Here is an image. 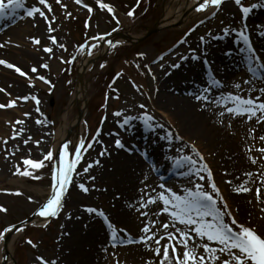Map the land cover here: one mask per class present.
I'll return each instance as SVG.
<instances>
[{"label": "rangeland", "instance_id": "obj_1", "mask_svg": "<svg viewBox=\"0 0 264 264\" xmlns=\"http://www.w3.org/2000/svg\"><path fill=\"white\" fill-rule=\"evenodd\" d=\"M102 2L112 6L115 15L107 9H101L98 0H81L80 4H77L75 0H62V3H57V0H49L53 11L48 16L50 20L55 21L51 25L54 31H49V26L44 18L37 16L49 31L50 42L51 37L54 36L59 43L54 45V51L49 55V58L44 59L42 63L41 61L35 63L38 67H41L40 64H47L49 67L47 69L41 67L38 72L23 76V82L28 86L29 91L18 93L11 89L18 99L17 107L0 109V111H7L22 106L23 111V115L15 117L16 125L13 134L15 133L18 138L13 139V135H11L14 144L16 141H18L17 146L22 144L21 153L16 158L12 154L6 153L8 147L0 146V160L7 158L6 160L9 161L8 168L4 169L7 172L0 178V206L8 209L7 213L0 212V234L5 233L7 228L35 216L51 196L54 185L53 174L57 166V157L54 153L56 159L52 162L45 161L46 167L42 169L29 168L22 163L25 159L36 161L43 159L44 155L50 151L46 140L52 135L51 132L57 134L60 133V129L65 128V138L69 139L67 142L69 152L82 151L83 153V158L77 164L76 173L71 178L72 183L64 198V207L58 216L53 217L44 226H31L12 236L11 251H13L14 263L11 264H40L37 257H43L49 261V264L52 261H55L56 264H117V261L119 264H146V261L149 260L155 262L157 258L148 245L153 248L156 245L153 241H148L147 244L142 242V238L145 236L142 229L152 220L166 223L169 222L170 217L167 213L160 212L163 207L162 202L151 204L147 209L141 208L142 190L156 196L170 188L173 192L183 196L186 194L185 190L194 189V185L198 183L210 190L213 178L236 220L264 235V188H261L260 183L264 180V175H261L264 173V153L259 151L260 148H264V142L259 139L260 136H264V122L258 123L255 117L248 120L246 117H235L227 113L221 117L219 113L226 112L224 107L226 101L221 100L219 104L221 110L208 119L193 124V128L180 124V121L175 119V107L171 106L164 96L166 93L162 94L161 92V100L156 98V94L159 93L158 87H155L157 79L148 72L149 69L162 71L166 67H174L177 64L185 65L183 56L172 57L173 52L176 53V49L180 46L195 52L194 44L196 41L200 42L201 37L204 38L202 41L209 45L203 47L204 51L210 52L211 45L224 43L218 38L219 36H223L224 39L229 34L230 38L235 37L242 41L238 32L243 29L250 35L252 24L256 26L254 31L258 33V29L264 26V23L261 20H255L251 25H248V22H252L253 15L264 12V7L254 9L246 21L241 23L240 19L239 23L234 14L240 13V15L238 14L240 17L242 14L232 1L231 4L222 5L214 17L212 16V12L216 11L214 8L201 14L195 12L185 21L163 27L144 40H134L127 44L114 46L113 51L102 55L100 60L92 67L90 65L91 69L84 74L88 107L83 116V122L80 124L78 118L79 112L82 110L75 101L77 88L80 85V63L87 58H93L102 51L105 46L104 36L116 32H129L137 39L144 37L152 26L158 25L167 8L174 11L177 0H102ZM138 2L139 7H137ZM244 2L248 6L256 3L264 4V0H244ZM36 6H39L38 0H25V7L19 9L20 17L26 13L27 8ZM89 8L92 11H89ZM133 9H135L134 16H129L128 13ZM69 13L71 16L68 15ZM19 18L4 21L5 30L14 32ZM117 19L120 23H117ZM202 20L203 23L197 25ZM85 25L88 27L85 28ZM95 37L103 39H95ZM181 39L185 42L177 44ZM60 45L66 46L67 50H64ZM90 45L91 50L88 55L87 51ZM241 47L244 49V45ZM201 51L200 53H202ZM245 51V54L241 53L244 60L242 59L240 67L233 71L229 78L223 79L224 81L221 82L223 87L216 86L217 88L213 89V93L209 97L210 100H219L229 94L241 95L243 98H259L257 102L264 100V93L258 91L264 88V80H252L254 77L248 71L249 52L247 48ZM256 51L260 52V48L256 47ZM142 53L143 55H141ZM73 57H75L74 60ZM161 57L164 59L161 60ZM198 59L200 60V58ZM124 67H131L139 77L145 76L147 86L153 92L149 94L145 86L136 82ZM5 68L11 70L8 67ZM158 75L159 72L156 73V76ZM40 76L50 80L55 87L52 88L51 85L41 81ZM245 81H249V83H245ZM37 82L43 87L40 88ZM236 84H240L241 87L237 89ZM4 90L0 91V104H8L11 101L5 95L6 89ZM197 95H200L199 91H194L191 94L194 101L201 105L200 101L202 100L195 98ZM33 96L41 101L39 105H36L35 100L21 99ZM141 104L146 108L142 109ZM205 104L211 106L209 110L217 105L216 103ZM228 106L233 105L229 103ZM37 107L39 112L36 111ZM145 111L154 117L150 129L142 119ZM116 112H122L124 115L115 116ZM212 112L210 111V113ZM26 113H30L31 116L25 115ZM130 116L137 117V119L125 125L122 131H125V127L130 125L140 124L144 129H147L146 131L151 132L152 139L151 151L147 148L150 151L149 157L146 163L145 161L143 163V167L147 171L142 169L141 174L137 171L138 178L134 190L124 194L110 178V174H113L110 171L111 156H101L100 153L104 151L101 148L104 130L108 129L113 135L114 132H120L116 126L117 123H123L124 118ZM18 120L25 121V123L17 124ZM37 120H43L44 123H36ZM158 125H163V128ZM32 129L36 131H31ZM252 129H255L254 133L251 132ZM21 132L23 135L20 134ZM98 132L99 136H97ZM168 132L172 133L171 143L166 138ZM29 133L32 135H28ZM124 136L126 135H114V143L117 139L124 142L126 139ZM28 137L32 139L25 144ZM81 140L85 142L83 150L79 148ZM132 140L136 144L137 140L135 138ZM35 141H40V143L37 145ZM88 143H92L91 148H87ZM144 144L146 145V142L142 145L144 146ZM137 145L140 146V144ZM193 145L196 151L193 150ZM138 146L135 147L138 148ZM32 147H34L33 150ZM249 148L252 150L249 151ZM197 152L202 155V160ZM127 153L129 156L132 154ZM138 154L141 155V153ZM186 156L197 160L198 165L204 163L208 165L211 172L200 173L205 176V180L201 181L198 175H191L195 171V167L189 166L187 162L181 160ZM73 157L75 158L74 155ZM97 160L99 164L95 163ZM253 160L256 162L253 163ZM177 161H180L184 166H177ZM157 163H160V168L156 167ZM89 164L93 166L85 173L83 169ZM161 164L164 165L161 166ZM16 165L20 166L19 170L31 171L33 175L31 177L16 175L15 173L18 171ZM151 165L157 170L153 171ZM246 173L253 175L249 177ZM91 177H95V179H91ZM228 181H232V183L230 184ZM80 184H85L90 191L84 193L79 188ZM161 184L165 186L163 189L159 187ZM241 185L250 187L252 191L237 192L236 189ZM257 188H261L259 200L256 195ZM153 189L155 191H152ZM165 195L168 193L165 192ZM88 208H96L98 212L89 213L86 211ZM144 211H148L147 217L141 215ZM99 212H103L108 219L99 215ZM155 213L160 214L156 215ZM109 222H111V227H109ZM160 223L156 224L154 231L162 233ZM100 225L106 232L97 240L98 247L96 246L94 253L91 249L92 243L91 245H88L89 243L82 245V251L86 253L91 251L90 257L86 258L78 251L79 248L69 244L79 230L85 236V227L91 228ZM178 226L183 227L182 225ZM120 236L125 239L124 245L113 244L112 240L119 242L118 237ZM28 240H32L36 246L28 244ZM4 243L5 240L0 242V264L3 261ZM82 259L85 260L84 263H82Z\"/></svg>", "mask_w": 264, "mask_h": 264}, {"label": "snow or ice", "instance_id": "obj_2", "mask_svg": "<svg viewBox=\"0 0 264 264\" xmlns=\"http://www.w3.org/2000/svg\"><path fill=\"white\" fill-rule=\"evenodd\" d=\"M75 2L80 4L81 0H75ZM197 2L198 7L196 8V11H208L210 8H214L216 10L212 12V16L214 17L217 14V11L221 9L222 5L226 3V0H197ZM57 3H62V0H57ZM233 3L238 7L244 19H247L254 9L264 7V4L262 3L246 6L244 0H233ZM98 4L101 9H107V11L115 15L112 6L104 4L102 0H98ZM38 5L39 6L27 8V16L35 19L38 15L39 17L44 18L49 26V31H54L51 25L55 21L50 20L48 16V14L53 11L49 0H38ZM24 7L25 0H0V19L14 16L18 9ZM85 7H87V5H85ZM137 7H139V2L137 3ZM89 11H92V9L89 8ZM134 13L135 9L130 11L128 15L134 16ZM68 15L71 16V13ZM117 23H120L118 19ZM201 23H203V21H201ZM192 31H195V29H192ZM225 31H228V29H225ZM259 34L264 37V31H261ZM238 35L242 42L247 46V50L249 52L248 60L250 62V66L248 71L252 73L253 77L256 79L262 78L257 74L264 72V63L259 62L260 57L257 55V51L252 44L250 35L243 29L238 32ZM33 39L36 45L41 44L40 39ZM95 39L103 38L95 37ZM203 39L204 38L201 37V40ZM51 40L54 45L59 43L54 36L51 37ZM184 42L185 41H181V43ZM108 43H111V41H108ZM0 47H3V45H0ZM60 47L67 50L64 45H60ZM44 51L51 54L54 49L52 47H48L45 48ZM241 51H244V49H241ZM141 55H143V53ZM196 58L198 59L199 57ZM74 59L75 57H73V60ZM160 59L163 60L164 57H161ZM184 59L187 60L188 57L185 56ZM254 64H258V67H253L252 65ZM0 65H6L8 68H14L21 76L27 75L19 67L8 63L7 61L0 60ZM42 67L47 69L49 66L44 64ZM174 67H180V65L177 64L174 65ZM31 71L36 73L39 69L33 67ZM29 79H31V77H29ZM39 79L44 83L51 85L52 88L55 87V85H52L51 81L47 80L44 76H40ZM245 83H249V81H245ZM212 85L223 87L221 81L215 79L214 76L212 79ZM235 87L239 89L241 85L236 84ZM0 91L5 90L0 89ZM210 91L211 86L205 88L204 92L197 95L195 98L197 100H202L205 103H216L217 105L220 104L221 100H225L226 103L224 104V107L226 112L221 111L219 113L221 117L225 116L227 113L235 117H246L248 120H252L255 117L258 123L264 122V100L257 102L259 98H243L241 95L229 94L227 97H221L219 100L213 101L210 100L209 96L206 94ZM258 91L264 93V88H261ZM21 99L25 101L29 99L35 100L36 105L41 103V101L34 96L23 97ZM229 103L233 106L229 107ZM15 107H17L16 100H11L8 104H0V109ZM140 107L142 109L146 108L143 104H141ZM36 111L39 112L38 107ZM25 115L29 117L31 116L30 113H26ZM114 115L119 117L124 114L122 112H116ZM134 119H137V117H125L121 127L130 124ZM142 119L147 127H152L154 117L149 115L147 111H145ZM16 123L23 124L25 121L18 120ZM36 123L43 124L44 121L37 120ZM158 126L163 128V125ZM251 132L254 133L255 129H252ZM20 134L23 135L22 132ZM97 136H99V132L97 133ZM12 138L17 139L18 136L14 133ZM166 138H168L171 143L172 133L168 132ZM253 138L255 137L253 136ZM31 139V137H28V139L25 140V144L31 141ZM180 139L182 141L183 138L181 137ZM259 139L264 142V136H260ZM8 143V141H5V145ZM35 143L38 145L40 141H35ZM115 144L118 148L125 147L124 143L119 139L115 141ZM91 147L92 143H88L87 148ZM79 148L81 150L85 149V142L83 140H81ZM192 148L196 151L194 145ZM63 149V155L59 156L63 167L54 169L53 194L41 207L38 213H36L38 216L56 217L62 211L64 207V198L66 197L67 190L72 183L71 178L73 174L76 173L77 164L83 158L82 151L69 152V145L67 143L63 145ZM248 150L251 151L252 149L249 148ZM259 151L264 153V148H260ZM105 154H107V149H104V151L100 153L101 156ZM12 155H16V152L12 151ZM72 155L75 156L74 160L70 158ZM197 155L201 160L203 159L202 155L198 152ZM54 159H56V157H54L53 152L50 150L44 155L42 160L36 161L32 159H25L22 163L29 168L42 169L46 167L45 161L52 162ZM181 160L187 162L189 166L195 167V171L191 173V175H198L201 181L205 180V176L201 175V172H211V169L206 163L198 165V161L193 159L191 156L182 157ZM255 162L256 161L253 160V163ZM95 163L99 164V161L97 160ZM92 166V164H89L83 169V171L87 173ZM177 166L183 167L184 165L180 161H177ZM16 167L18 169L15 173L16 175L29 177L33 175L31 171L19 170V165H16ZM246 175L252 177L253 174L246 173ZM261 175H264V173H261ZM34 178L39 179L40 177ZM91 179H95V177H91ZM228 183L231 184L232 181H228ZM260 183L261 188H264V180ZM159 187L163 189L165 186L161 184ZM79 188L84 193H88L90 191L85 184H80ZM261 188L256 189L258 200L260 198ZM152 191H155V189ZM185 191L186 194L181 196L168 188L165 189V191L158 193L156 196H152L142 190L143 195L141 196L140 201L141 208L147 209L151 204L162 202L163 207L160 209V212L167 213L170 217L169 222L160 223L157 220H152L149 224L143 227L142 232L145 233V236L142 238V242L147 244L148 241H153L156 245L154 248L151 245H148V247L154 253L157 260L155 262L152 260L146 261V264H264V235L258 233L256 229L248 227L245 224H241L236 220L235 216L231 212L227 200L223 198L221 190L215 184L214 178L210 185V190L205 189L203 184L198 183L194 185V189L189 188ZM236 191L250 192L252 189L245 185H241L236 189ZM165 192H167L168 195H165ZM17 194L19 195V193ZM7 211V208L0 206V212L7 213ZM86 211L89 213H97L98 209L88 208ZM148 214V211L141 213V215L145 217H147ZM155 214L159 215L160 213ZM99 215L103 216L106 220L108 219L103 212H99ZM157 223H160V227L163 230L162 233L154 231ZM178 225H182L183 227H179ZM14 227L15 226H11L5 230V233L0 234V242L5 240L6 234L12 232ZM109 227H111V222H109ZM162 241H164V243H161ZM27 243L33 247L36 246L32 240H28ZM5 259H7V257H5ZM37 259L40 261V264H49V261L45 260L43 257H37ZM51 264H56V262L52 261ZM117 264H119V261H117Z\"/></svg>", "mask_w": 264, "mask_h": 264}, {"label": "bare ground", "instance_id": "obj_3", "mask_svg": "<svg viewBox=\"0 0 264 264\" xmlns=\"http://www.w3.org/2000/svg\"><path fill=\"white\" fill-rule=\"evenodd\" d=\"M197 7V0H177L174 11H171V8H167V10L165 9L166 11L162 19L159 21V25L161 27H166L178 22L185 21L187 18H190L195 12H198L199 14L205 12L196 11ZM20 13L21 12L18 9L14 16L0 19V28L1 25L3 26L4 19L9 20L16 17L19 18ZM238 14L240 15V13H235L234 17L240 23V19L242 18ZM255 20H261L264 23V12L262 11V13L260 14L257 13L256 15H253L252 22H248V25H251V23H253ZM241 23L243 22L241 21ZM250 28L252 29V31H250L252 44L255 49L256 47L260 48V52H257V55L260 57L259 62L264 63V37L260 36L259 34L264 30V27H260V29H258V33H256L257 31H254L256 29V26H254L253 24ZM48 36L49 31L47 30L41 19L38 18V16L35 19L28 17L25 13L22 17L19 18L17 28L14 30V32H10L9 30L0 31V45H3V47H0V60L7 61L8 63L19 67L23 72L25 71L26 73H29L27 75H31V73H33L31 69L33 67L38 68L39 70L42 67L41 64V67H38L35 63L39 61H41L42 63L44 59L50 57V53L45 52L44 49L48 47L55 48L52 40L50 42V37ZM33 38H40L41 44L39 47L36 46ZM107 45L108 43H106L101 52L106 50ZM207 45L208 43H203L201 39L200 42L196 41V43L194 44L195 52H190L185 48H182L181 46L179 48V54L183 57H188L185 65H183L182 67H166L162 69V71L157 70L156 72H154L152 70L150 72L151 76L153 77H155L156 73L159 72V75L156 76L157 84L155 87H158L157 89L159 92L158 94H156V98L158 100H161V92L162 94L165 92L166 94L164 96L167 98V101L171 104V106L175 107V119L179 120L180 124L187 125L192 128L193 124L202 122L208 119V117L214 115L217 111H220L221 106L214 105L212 109L209 110V108L211 107L210 105L205 104L203 101H200L201 105L198 104L196 101H194V98L191 96V94H193L194 91H199L200 94H202L205 88L211 86V91L209 93H206L209 97H211V94L213 93L212 89L217 88L216 86L212 85L213 76L215 77V79L223 82V79L229 78L230 74L233 71H236L238 67H240L243 59L241 56L242 47L238 45V42L234 38L230 39L228 35L225 37L224 43L213 46L210 52L203 51V47ZM200 51L202 53H200ZM87 54L89 55V52H87ZM176 54H178V52H176ZM196 57H199L200 60ZM91 59L87 58L82 63H80V73H82L85 70L86 66L90 64ZM124 68L135 79L136 82L145 86V89L149 92V94L153 92L152 89L148 88L147 82L145 81V76H137L136 72L131 67ZM22 77L23 76L17 73L15 69L13 71H9L5 68L4 65H0V89H6L5 95L9 97V100H18L11 89L17 91L18 93H26V91H29L28 86L23 82V78L25 76L23 78ZM37 85L40 86V88L43 87L38 82ZM86 94V86L80 83L79 87L77 88L75 101L79 105L80 109L84 112L86 111L87 105L84 101L86 99ZM210 111L213 112L210 113ZM21 115H23L22 106L14 110L10 109L7 111H0V146L8 147L6 153L9 154H12V149H14V151L16 152V155H14V157L16 158L21 153L22 144L17 146L16 143L18 141H16L14 144V140H11V135H13V130L16 125L15 117ZM109 126L110 124L108 123V127ZM116 126L119 127L118 125ZM117 130L118 129L116 128V131ZM31 131L36 130L32 129ZM120 132L122 133V135H126L124 136L126 138L125 141H122L125 145L124 148H116L113 139L114 135L110 134V131H108V129L104 130L101 141V148L102 150L107 149V154H105V156H111L110 171L114 175L110 174V178L113 180V183L116 186L120 187V190L124 194H128L134 190L133 188L136 184V179L138 178L136 174L138 172L141 174V172H143L142 169L147 171V169L143 167V163L146 160L149 152L151 151L150 143L152 134L151 132H149V130L146 131L140 124H134L133 126L130 125L128 127H125L124 132ZM51 134L52 135L49 136V139L46 140V142L49 144V149L53 150V153L57 157L58 161L60 160V153H62V155L64 153L63 145L67 143L69 139H65V128L60 129V133L53 134L51 132ZM28 135L32 134L29 133ZM132 138H135L138 143L136 142L135 144ZM5 141H8L9 143L5 145ZM145 142L146 145L144 144L143 146L142 144ZM137 144H140V146H138ZM135 146H138V148ZM33 148L34 147H32L31 149L33 150ZM147 148L150 151H148ZM130 151H134L131 154L132 156H129V154L127 153ZM138 153H141V155H139ZM70 158L73 159V155ZM6 159L7 158H3L2 160H0V178L3 177L2 175H4L5 172H7V170L4 171V169L8 168L9 163V161ZM163 160L165 161V159ZM163 165L164 164H161V166ZM152 167L154 169V166ZM156 167L160 168V163H157ZM34 218L39 225H43L50 220V217H42L38 215H36ZM85 231L86 235L83 236V233L79 230V232L74 235L69 244L73 247L79 248L80 250L78 249V251H80L82 255H85V257L88 258L92 255V253L91 251H88V253L82 251V245L84 243H89L88 245H91L92 243L91 249L94 253V251L96 250V246L98 247L97 240L104 236V232L106 231L102 225L91 228L87 226L85 227ZM12 239L13 238L11 236V240ZM11 240L9 241L10 243L8 246V248H10L9 251L11 255L8 256L4 264L14 263L13 251H11ZM2 251L3 257L5 250ZM84 262L85 260L82 259V263Z\"/></svg>", "mask_w": 264, "mask_h": 264}, {"label": "water", "instance_id": "obj_4", "mask_svg": "<svg viewBox=\"0 0 264 264\" xmlns=\"http://www.w3.org/2000/svg\"><path fill=\"white\" fill-rule=\"evenodd\" d=\"M156 31H158L157 27L152 29L147 36L151 35L152 33L156 32ZM24 225H25V223L20 224V225L16 226L15 229H20V228L24 227Z\"/></svg>", "mask_w": 264, "mask_h": 264}]
</instances>
